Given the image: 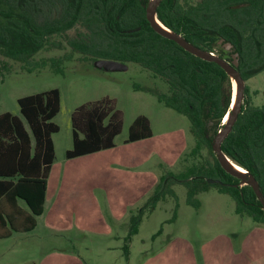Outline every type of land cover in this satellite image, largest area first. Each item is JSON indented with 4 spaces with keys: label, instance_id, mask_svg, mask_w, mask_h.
<instances>
[{
    "label": "trees",
    "instance_id": "16d2710c",
    "mask_svg": "<svg viewBox=\"0 0 264 264\" xmlns=\"http://www.w3.org/2000/svg\"><path fill=\"white\" fill-rule=\"evenodd\" d=\"M149 1L0 0L1 56L22 63L28 72L50 65L58 74H65V63L74 54H81L84 62L104 58L139 64L168 85L166 92L154 91L158 100L189 119L195 139L190 154L198 156L207 149L212 156L162 177L147 204L130 216L126 254L145 212L155 209L166 194L176 196L171 187L175 181L187 187L188 202L195 206L199 205L196 195L215 186L232 196L238 214L264 225V209L255 190L225 171L212 147L232 109L233 78L219 63L198 57L156 32L147 19ZM157 16L189 42L228 60L232 51L221 40L231 42L240 55L238 69L245 81L264 71V0H161ZM66 45L70 47L66 55L34 60L42 50ZM4 67L10 71L7 63ZM0 74L4 75L2 67ZM256 93L246 84L241 111L222 149L256 177L264 194V103L254 102ZM18 104L21 116L0 113V239L37 226L56 159L53 134L60 130L53 120L61 107L59 88L22 96ZM72 121L68 159L114 147L123 128V112L114 99L105 97L78 107ZM152 134L150 119L139 115L126 141ZM209 178L222 183H210Z\"/></svg>",
    "mask_w": 264,
    "mask_h": 264
},
{
    "label": "rangeland",
    "instance_id": "374dc122",
    "mask_svg": "<svg viewBox=\"0 0 264 264\" xmlns=\"http://www.w3.org/2000/svg\"><path fill=\"white\" fill-rule=\"evenodd\" d=\"M68 53L67 45L50 48L37 53L34 60ZM81 57L74 54L65 63V74H58L50 65L28 72L22 63L0 55L4 72L0 74V113L21 116L18 98L52 88L61 92L60 111L53 119L60 126L53 134L57 166L49 183L46 211L38 216V228L0 239V262L264 264V225L238 214L232 196L215 186L198 193L199 205L195 206L188 202L187 187L176 181L171 186L176 196L166 194L155 209L145 212L126 254L130 216L147 204L162 177L212 160V156L207 149L198 156L190 154L195 139L189 119L160 102L154 92L167 91L162 79L136 63L127 70L110 71ZM246 84L251 92L258 91L253 94L254 102L264 103V71ZM105 97L114 99L123 112V128L115 146L68 159L73 112ZM139 115L150 119L153 134L127 142L129 127ZM21 203L27 207L25 201Z\"/></svg>",
    "mask_w": 264,
    "mask_h": 264
},
{
    "label": "water",
    "instance_id": "95a60500",
    "mask_svg": "<svg viewBox=\"0 0 264 264\" xmlns=\"http://www.w3.org/2000/svg\"><path fill=\"white\" fill-rule=\"evenodd\" d=\"M160 3L161 0H150L149 3L146 5L147 19L150 22L151 26L154 28V30L160 33L161 35L176 41L185 50L193 53L194 55L206 60L215 61L219 63L231 75V77L233 78V82L234 81L236 82L237 87L235 94V103L234 105L232 103V109L229 112L227 120L224 122V126L214 136L212 141V147L223 169L228 173H230L231 175L241 179L242 185L244 184L251 185L255 190L258 198L260 199L264 209V194L261 190L260 184L256 179V177L248 169L234 162L222 149V143L225 140V138L229 135V133L233 130L239 112L241 111V106L243 104V99H244V89L246 86V81L244 80L238 69L239 60H240L239 53L235 51L234 45L231 42H223V40H221V43H223L224 48L232 51V60H228L216 53L203 49L189 42L184 36L171 30L158 18L157 9ZM93 64L97 68L110 70V71L127 70L129 68V64L113 59L100 58L95 60ZM211 124L212 122H210V125ZM208 181L210 183H222L220 180L213 178H209Z\"/></svg>",
    "mask_w": 264,
    "mask_h": 264
},
{
    "label": "crops",
    "instance_id": "0c3cea01",
    "mask_svg": "<svg viewBox=\"0 0 264 264\" xmlns=\"http://www.w3.org/2000/svg\"><path fill=\"white\" fill-rule=\"evenodd\" d=\"M54 143H55V141H54ZM55 147H56V145H55ZM95 153V152H94ZM87 155V154H86ZM83 156H85V155H83ZM83 156H78V157H75V158H70V159H77V158H80V157H83ZM71 162H74V161H71ZM56 164H55V161H54V163H53V165H52V168H51V172H50V176H49V179H48V188H47V195H46V202L45 203H47V201H48V199H49V194H50V189H51V185H49V183H50V179H51V177L53 176V174H54V172H55V170H56ZM46 211V209L44 210V212ZM43 212V213H44ZM42 215V214H41ZM37 226L35 227V229L36 228H38V226L40 225V221H39V218L37 217ZM53 224V223H52ZM14 235V233L12 234V236ZM11 237V236H10ZM0 264H3L2 262H0ZM29 264V263H28Z\"/></svg>",
    "mask_w": 264,
    "mask_h": 264
},
{
    "label": "bare ground",
    "instance_id": "6f19581e",
    "mask_svg": "<svg viewBox=\"0 0 264 264\" xmlns=\"http://www.w3.org/2000/svg\"><path fill=\"white\" fill-rule=\"evenodd\" d=\"M236 87H237V84H236V82L234 81V88H235V93H234V102H233V105H234V103H235V94H236ZM229 115V114H228ZM228 115L225 117V119H224V121H226L227 120V118H228ZM233 162V161H232ZM235 164V163H234ZM236 165V164H235ZM237 166V165H236ZM238 167V166H237Z\"/></svg>",
    "mask_w": 264,
    "mask_h": 264
},
{
    "label": "built area",
    "instance_id": "2783aa9c",
    "mask_svg": "<svg viewBox=\"0 0 264 264\" xmlns=\"http://www.w3.org/2000/svg\"><path fill=\"white\" fill-rule=\"evenodd\" d=\"M214 53V52H213Z\"/></svg>",
    "mask_w": 264,
    "mask_h": 264
}]
</instances>
